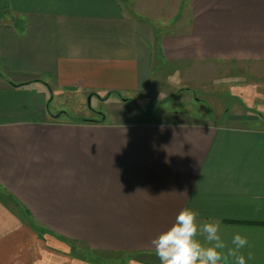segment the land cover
I'll use <instances>...</instances> for the list:
<instances>
[{
  "label": "crops",
  "instance_id": "obj_1",
  "mask_svg": "<svg viewBox=\"0 0 264 264\" xmlns=\"http://www.w3.org/2000/svg\"><path fill=\"white\" fill-rule=\"evenodd\" d=\"M187 6L185 30L157 35L119 0H0V264H159L150 241L185 206L264 264V125L143 99L193 65H264V0ZM65 92L108 112L72 119L51 107Z\"/></svg>",
  "mask_w": 264,
  "mask_h": 264
},
{
  "label": "rangeland",
  "instance_id": "obj_2",
  "mask_svg": "<svg viewBox=\"0 0 264 264\" xmlns=\"http://www.w3.org/2000/svg\"><path fill=\"white\" fill-rule=\"evenodd\" d=\"M119 1L129 15L148 20L153 32L155 31L157 35L183 31L188 27L187 0ZM157 57H159L158 53ZM160 64L159 61L156 66ZM157 70L160 71L159 73H165L161 75H166L165 77L169 76L167 73H174L170 67L156 68L155 71ZM187 71L190 76L180 77L179 75L177 78L170 76L171 81L165 83L160 82L163 78L156 79L152 89L143 98L149 104L150 109L167 107L183 111L186 116L203 120L225 121L227 124L235 123L241 126L264 125L263 64L214 62L193 65ZM115 93L113 97L121 96L118 92ZM132 97L137 101L136 96ZM56 103L66 108L72 119L83 118L81 109L86 114L84 118L93 117L94 115H90L94 110L108 112L105 101H99L96 96L82 100L78 94L65 92L54 96L51 104L53 109H57ZM232 114L236 115L234 116L235 121L225 117ZM246 115L249 117L245 118ZM98 116L96 114V117ZM24 216L31 221L27 214ZM74 248L77 249L76 246ZM134 256V254L105 253L93 256V258L101 263L124 264Z\"/></svg>",
  "mask_w": 264,
  "mask_h": 264
},
{
  "label": "clouds",
  "instance_id": "obj_3",
  "mask_svg": "<svg viewBox=\"0 0 264 264\" xmlns=\"http://www.w3.org/2000/svg\"><path fill=\"white\" fill-rule=\"evenodd\" d=\"M248 244L240 231L226 240L220 220H202L199 211L188 206L150 241L159 264H247L251 254L243 250Z\"/></svg>",
  "mask_w": 264,
  "mask_h": 264
},
{
  "label": "trees",
  "instance_id": "obj_4",
  "mask_svg": "<svg viewBox=\"0 0 264 264\" xmlns=\"http://www.w3.org/2000/svg\"><path fill=\"white\" fill-rule=\"evenodd\" d=\"M102 115V114H101ZM102 119V118H101ZM83 121H95L94 119H90V118H82ZM27 214V213H26Z\"/></svg>",
  "mask_w": 264,
  "mask_h": 264
}]
</instances>
